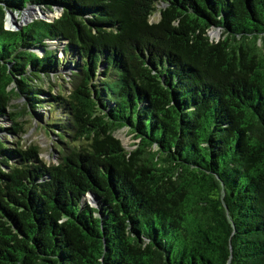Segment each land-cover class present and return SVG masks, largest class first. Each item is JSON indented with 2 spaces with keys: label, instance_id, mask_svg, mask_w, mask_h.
Segmentation results:
<instances>
[{
  "label": "trees",
  "instance_id": "obj_1",
  "mask_svg": "<svg viewBox=\"0 0 264 264\" xmlns=\"http://www.w3.org/2000/svg\"><path fill=\"white\" fill-rule=\"evenodd\" d=\"M17 96L58 163L9 145ZM5 118L0 264H264V0H0Z\"/></svg>",
  "mask_w": 264,
  "mask_h": 264
},
{
  "label": "rangeland",
  "instance_id": "obj_2",
  "mask_svg": "<svg viewBox=\"0 0 264 264\" xmlns=\"http://www.w3.org/2000/svg\"><path fill=\"white\" fill-rule=\"evenodd\" d=\"M31 8V7H30ZM35 9H31L30 11H18L14 12L15 18L11 16H7V26L8 28H13L14 30L17 29L15 24H18L19 27L25 26L32 20L36 18H44L49 21H53L55 18L59 17L61 12L59 10L56 11H48L44 8L33 7ZM24 16V17H23ZM25 16H30L28 19H24ZM13 18V19H12ZM210 35L213 39L219 40L222 37V31H218L216 29L210 31ZM38 53L42 54V52L37 51ZM62 57V54H60ZM70 71L63 68L60 73L67 74L66 72ZM56 76L53 78V75L50 76L49 79H45L44 82L37 81V83H33L34 85H39V87L47 90L52 91L53 93H58V91L66 92V89L69 90V85L63 82V78ZM61 79V80H60ZM59 80V81H56ZM60 85L64 86L59 89ZM45 95H42L41 98H44ZM49 108L47 104H43L41 108L35 109L34 112L26 101V99L22 96L13 97L11 100L10 106L7 109L11 113H15L18 115V120L24 123L25 127V134L22 135L20 138H8L9 145H14L17 141H19L23 147H38L40 150V158L48 164L58 163L60 160V155L58 149L56 147L57 137L49 132L50 130L46 123L40 122L39 118L36 117V113H46ZM0 127H13V123L8 119H0ZM115 136L120 139L124 145V147L132 151L136 147L135 145L139 143V140L136 139L135 134H133L129 128H122L115 132ZM88 200L93 206H96V202L92 197H89Z\"/></svg>",
  "mask_w": 264,
  "mask_h": 264
},
{
  "label": "water",
  "instance_id": "obj_3",
  "mask_svg": "<svg viewBox=\"0 0 264 264\" xmlns=\"http://www.w3.org/2000/svg\"><path fill=\"white\" fill-rule=\"evenodd\" d=\"M34 6H32L31 8H28V9H26V11H30L31 9H35V8H33ZM11 16V17H13V18H15V15H14V12L13 11H11V10H9V11H7V16ZM7 23H8V21H7ZM27 25V24H26ZM15 26L17 27V29L16 30H20V29H22V27L20 26L19 27V25L18 24H15ZM7 29H9V30H14L13 28H8V26H7ZM216 30H218L219 32L220 31H222V29H220V28H218V29H216ZM97 204V203H96Z\"/></svg>",
  "mask_w": 264,
  "mask_h": 264
},
{
  "label": "bare ground",
  "instance_id": "obj_4",
  "mask_svg": "<svg viewBox=\"0 0 264 264\" xmlns=\"http://www.w3.org/2000/svg\"><path fill=\"white\" fill-rule=\"evenodd\" d=\"M23 17H24V16H23ZM28 18H30V16H27V17L25 16V18H24V19H28ZM12 19H13V18H12ZM8 21H9V20H8Z\"/></svg>",
  "mask_w": 264,
  "mask_h": 264
}]
</instances>
